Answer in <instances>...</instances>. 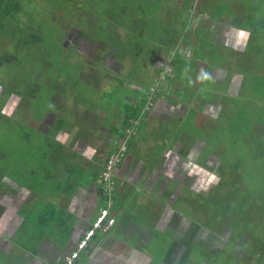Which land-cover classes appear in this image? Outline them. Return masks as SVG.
Returning <instances> with one entry per match:
<instances>
[{"label": "rangeland", "instance_id": "rangeland-1", "mask_svg": "<svg viewBox=\"0 0 264 264\" xmlns=\"http://www.w3.org/2000/svg\"><path fill=\"white\" fill-rule=\"evenodd\" d=\"M234 1L236 9H232ZM181 2L170 6L172 21L165 22L162 12L169 0H18L20 10L9 20L15 24L0 35V57L7 59L0 68V193L4 198L14 184H23L30 189L35 185L53 202L73 181L82 186L98 177L102 181L106 161L119 151L124 135L130 144L128 156L146 162L144 178L164 168L178 143L185 147L199 140L203 144L199 163L210 160L215 177L196 171L194 187L216 179L204 189V202L216 221L213 227L233 230L230 240L242 250H264V0ZM255 10L263 22H256L257 45L246 52L253 59L241 68L246 80L237 98L224 96L226 82L211 75L208 54L191 55V59L162 53L165 43L170 48L172 41L185 43L186 39L181 40L185 35L193 42L195 35L207 36L206 21L200 19L207 11L209 22H220L225 14L230 20L244 17L246 24H252ZM161 55L169 59H162L167 67L158 72ZM158 90L174 104H190L185 117L176 112L164 119L163 114L147 118L152 107L146 106L153 105ZM14 93L19 94L18 100L11 97ZM202 99L217 104L221 111L212 115ZM131 114H139L136 124L132 122L134 136L125 134ZM81 130L79 141L97 151L93 158L70 154L57 140L62 131L70 132L79 148ZM137 137L148 145L138 149ZM116 173L113 179H121ZM115 184L105 192V202L116 198L119 187L131 196L127 212L144 217L149 213L154 195L149 199L145 188L141 193V185L134 187L122 179ZM175 184L170 183L169 193L178 187ZM183 187L174 203L177 212L199 213L190 204L197 194ZM46 195L29 205V226H36L40 236L48 233L43 220H38L48 210L42 204ZM135 195L138 199H133ZM167 199L166 194L160 199L164 206ZM172 232L166 227L153 237L148 248L155 254L153 264H164ZM232 242L215 256L221 263H229ZM199 247L193 252V263L214 262L213 255ZM19 253H0V264H24Z\"/></svg>", "mask_w": 264, "mask_h": 264}, {"label": "crops", "instance_id": "crops-1", "mask_svg": "<svg viewBox=\"0 0 264 264\" xmlns=\"http://www.w3.org/2000/svg\"><path fill=\"white\" fill-rule=\"evenodd\" d=\"M169 1L171 3L167 5L166 11L162 12L163 17L166 15L164 18L165 22L172 21L169 18L174 11L170 6L174 4L177 7L182 3L181 0ZM237 7L234 1L232 9ZM256 10L252 24H246L244 17H235L230 20V17L225 14H223L220 22L211 20L209 22V13L207 11L204 17L200 16L201 22L206 21L207 31L205 35L207 36H197L193 33L196 36L194 37L195 42H193L191 38H187L190 36L185 35L181 38L182 41L186 39L185 43H181L179 40L172 41L174 45L171 48L169 44L165 43L162 53L167 55L170 52V54L175 56L179 54L183 58L191 55L200 58L208 54L211 56L207 64L208 67L211 66V75L214 77L219 76L216 79L221 78L226 82L227 92L224 93V96L237 98L241 96L246 80L245 72L241 68L246 65L247 61L253 59V56H248L246 52L249 47L256 48L255 46L257 45V32L254 29L257 27L256 22H263L262 16H258ZM201 22H191V24L195 26L200 23L201 25ZM198 27L200 26L196 28ZM241 33L244 35L241 36ZM159 58L161 61L158 62L157 69L159 70L158 72H161L164 66L167 67V63H164L162 59H169V55L167 57L161 55ZM166 87L168 90L170 89V86ZM205 90L210 89L205 88ZM155 98L153 105L146 106V109L148 106V108L152 107L151 111L149 110V113H152L148 114L147 118H154L156 114H163L164 116L161 118L164 119L167 116H173L176 112L177 115L179 114L183 118L190 107V104H184L177 100V104H174L169 97L160 93V90H158ZM203 101V103L207 104L208 111L212 115L221 111L217 104L209 103L208 100ZM132 122L136 124L137 121ZM132 122L127 130H130L129 135L132 134L134 136L136 131L134 132ZM70 134V132L62 131L57 137L59 142L67 146L66 148H68L70 154L75 155L77 153L89 158H93L96 155L97 151L84 142L79 141L80 147H75V142L71 141L74 138H70ZM83 134L84 130H81L79 140ZM60 136L61 139H59ZM110 139L112 138L110 137ZM135 143L138 149L140 146L144 148L148 145L144 140H139L138 137ZM202 145L199 140L185 147L178 143L176 145L177 148L175 150L172 149L170 158L166 161L164 168L150 171L147 177L144 178L143 173H145L146 162L145 160L136 159L132 155L128 156L130 152L129 144L125 161L120 166L119 173H117L126 183H130L134 187L141 185L142 194L143 192L145 193L142 188H145L146 192H149V199L152 195L156 197L155 201L152 199L153 202L150 203L149 213L145 217L127 212L131 196H128V192L120 190L119 187H116V193L119 192L116 198L114 200L113 198L107 199L105 202V196H107L106 193L108 192L105 191L106 187L99 177L88 183L87 186L76 185L74 181L70 183L73 178H69L68 182L70 184L67 191L62 192V196L57 195L53 202H51L52 200L49 201L46 193L41 192L35 185L30 189L31 187L23 184H14L10 194L4 193L7 198H4L2 191L0 193V253H19L23 250L19 254L24 264H63L66 257L76 250L78 243L85 237L87 231L91 229L101 212L108 210L109 218L114 219L115 223L107 233H97L92 239L87 252L80 255V259L76 264H153L155 254L148 249L149 245L153 241V237L156 236L157 231L163 232L166 227H170L168 225L169 213L167 212L171 209H165L166 206L161 204L160 201L165 195H162V185L165 184L169 187L170 183L175 181L176 184L174 186L194 187L196 185L194 173L200 170L203 175L207 174V162L205 164L199 163V150H201ZM121 179L114 178L113 180L115 182ZM205 184L204 182L203 185ZM114 185L117 186L116 184ZM158 186L160 188L159 191L156 190ZM40 195H46L45 204H42L46 207L44 208L45 210L48 209L50 211L47 210L45 215L41 214L43 218H38V220H43L44 223L41 225L48 231L47 234L42 236L37 234L36 226H29L31 224L29 222V214L32 213L29 205ZM133 199L138 198L135 195ZM113 202L115 205H113ZM105 203L108 205L104 206ZM174 213L177 214V212H172V214ZM142 218H145V220H142ZM14 240L15 243L13 242ZM34 241H38L36 246ZM173 256H175V253ZM161 260L163 259L161 258ZM174 260V257H169L166 262L174 264Z\"/></svg>", "mask_w": 264, "mask_h": 264}, {"label": "flooded vegetation", "instance_id": "flooded-vegetation-1", "mask_svg": "<svg viewBox=\"0 0 264 264\" xmlns=\"http://www.w3.org/2000/svg\"><path fill=\"white\" fill-rule=\"evenodd\" d=\"M17 97L16 95H12L11 97ZM19 97H17L18 100ZM10 101V98L6 102V104ZM5 104V105H6ZM5 109V108H4ZM2 111V110H1ZM4 115V113L2 112ZM10 116V115H6ZM45 122L50 123L49 119H45ZM49 127V126H48ZM42 129H45L43 126ZM79 142V137L77 138ZM75 142V141H74ZM77 145H75L76 147ZM127 154V153H126ZM126 157V155H125ZM125 157L122 160V162L118 165L115 172L119 171L120 166L124 163ZM210 160L206 163V173L211 174V176H214L213 169L211 168V165L209 164ZM209 178V182L205 185H201L197 188L195 187H189L191 191L197 194V198L192 200L190 202L192 209L195 213L199 212L195 215H187L185 216L182 213L177 212L175 208L176 204V197L179 198V191L180 187L183 185H179L176 189L173 190L172 193H169L171 190H168V186L165 184L162 185V195L166 194L168 196V205L165 207V209L170 208L171 212L169 213V223L168 225L172 228V241H170V244L168 246V251L166 253L167 256L165 258L166 261L169 259V257H174V264H196V262L193 263V252H197L199 250V246L202 247V250L210 255L214 262H211L209 260H200L197 264H264V250L263 249H256L254 252H248L245 250H242V248L232 242L230 238H232V234L234 233L231 229L223 230V225H221L220 228H214L213 225H216V221L214 219H211L212 217L209 215L210 211L208 207H206L205 201V194L204 189L210 188L213 186L215 178ZM185 188V186L183 187ZM178 201V199H177ZM175 203V204H174ZM162 204V203H161ZM205 205V206H202ZM202 206V208H201ZM205 208V209H204ZM168 210V209H167ZM172 212H177V214H172ZM198 216V217H196ZM212 221H215L212 223ZM233 244V250L232 257L229 261V263H226L223 261V263L218 261V259L215 257L222 252H225V246L229 244ZM175 253V256L173 254ZM215 257V258H214ZM172 260V259H171ZM169 260V261H171ZM198 260V259H197ZM163 261V260H162Z\"/></svg>", "mask_w": 264, "mask_h": 264}, {"label": "built area", "instance_id": "built-area-1", "mask_svg": "<svg viewBox=\"0 0 264 264\" xmlns=\"http://www.w3.org/2000/svg\"><path fill=\"white\" fill-rule=\"evenodd\" d=\"M127 133L130 134V130H127ZM126 142L127 141H125V139L120 142L121 147L119 151L110 155L105 164V171L102 175V182L106 187V192H109L111 186L115 184L113 180V174L115 173L118 165L122 162L128 151V144ZM114 223L115 220L109 218L108 210H103L101 212V215L93 223L91 229L87 231L85 237L78 243L76 250H74L68 257H66L63 264H76L77 260L80 258V255L84 252H87L92 239L97 235V233H107Z\"/></svg>", "mask_w": 264, "mask_h": 264}, {"label": "trees", "instance_id": "trees-1", "mask_svg": "<svg viewBox=\"0 0 264 264\" xmlns=\"http://www.w3.org/2000/svg\"><path fill=\"white\" fill-rule=\"evenodd\" d=\"M16 10H20V6L18 3V0H0V35L2 34L1 32L3 30H5L7 27L12 26L15 24V22H9V20L14 16V12ZM15 32V31H14ZM25 43V41H24ZM5 61H7V59L4 56L0 57V68L4 66ZM14 95H16V93H14ZM19 95V94H17ZM16 95V96H17ZM139 114H131V115H127L128 118V122L126 124V128H125V134H127L126 129L129 127V125L131 124V121L134 120V118H137ZM125 135L121 138V140H124ZM107 162V161H106ZM80 259V258H79ZM78 259V260H79ZM77 260V263H78Z\"/></svg>", "mask_w": 264, "mask_h": 264}, {"label": "snow or ice", "instance_id": "snow-or-ice-1", "mask_svg": "<svg viewBox=\"0 0 264 264\" xmlns=\"http://www.w3.org/2000/svg\"><path fill=\"white\" fill-rule=\"evenodd\" d=\"M244 34L243 33H241V36H243Z\"/></svg>", "mask_w": 264, "mask_h": 264}, {"label": "clouds", "instance_id": "clouds-1", "mask_svg": "<svg viewBox=\"0 0 264 264\" xmlns=\"http://www.w3.org/2000/svg\"><path fill=\"white\" fill-rule=\"evenodd\" d=\"M134 121V120H133ZM132 122V121H131ZM126 131H127V129H126Z\"/></svg>", "mask_w": 264, "mask_h": 264}]
</instances>
